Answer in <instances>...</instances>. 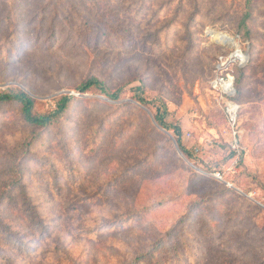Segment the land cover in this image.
<instances>
[{
	"label": "rangeland",
	"instance_id": "rangeland-1",
	"mask_svg": "<svg viewBox=\"0 0 264 264\" xmlns=\"http://www.w3.org/2000/svg\"><path fill=\"white\" fill-rule=\"evenodd\" d=\"M9 91L70 101L0 102V264H264V0H0Z\"/></svg>",
	"mask_w": 264,
	"mask_h": 264
},
{
	"label": "trees",
	"instance_id": "trees-1",
	"mask_svg": "<svg viewBox=\"0 0 264 264\" xmlns=\"http://www.w3.org/2000/svg\"><path fill=\"white\" fill-rule=\"evenodd\" d=\"M90 88H95V89L100 90L110 100H116L121 90L120 89L115 92H109L97 80L91 79V80H88L82 83L80 87L78 88V91L80 93H85ZM134 99L143 105H147V103H145V101H143L140 97L138 98L137 96H134ZM69 101H70V97L68 95L61 96L59 97V99L55 101V108L53 110L43 115H35L33 113V105H34L33 100L29 98L26 94L22 92L15 93L11 91L0 93V102L2 103L15 102L19 104L21 107V114H22L24 122L38 129L45 128L51 125L52 123H54L55 121L61 119L64 111L67 108V104L69 103ZM165 114H166V111L164 109L162 110L160 109V107H157L155 110V115L153 116V120L159 128L163 130H169L167 124L164 121ZM176 132L178 133L179 130L176 129ZM177 143L179 145V139H177ZM182 152L185 155H187L185 151L182 150ZM137 262H138V259H136L131 264H136Z\"/></svg>",
	"mask_w": 264,
	"mask_h": 264
},
{
	"label": "built area",
	"instance_id": "built-area-1",
	"mask_svg": "<svg viewBox=\"0 0 264 264\" xmlns=\"http://www.w3.org/2000/svg\"><path fill=\"white\" fill-rule=\"evenodd\" d=\"M237 63V65L243 66L244 61L239 57L235 56V53L229 57H218L217 64L215 67V79L211 83V87L221 94V97L230 98L233 93V79L227 71V66L230 63ZM238 110V105H235L231 102L226 103L225 113L230 122H234L235 114Z\"/></svg>",
	"mask_w": 264,
	"mask_h": 264
},
{
	"label": "bare ground",
	"instance_id": "bare-ground-1",
	"mask_svg": "<svg viewBox=\"0 0 264 264\" xmlns=\"http://www.w3.org/2000/svg\"><path fill=\"white\" fill-rule=\"evenodd\" d=\"M212 36L217 39L218 42H223V43H227L232 47H236V49L238 48V46L236 45V43L234 42V39H231L230 37L226 36L225 34L222 33H216V32H212ZM229 47V46H228ZM235 56L239 57L241 60H245V56L241 53V51L236 50L235 52Z\"/></svg>",
	"mask_w": 264,
	"mask_h": 264
},
{
	"label": "water",
	"instance_id": "water-1",
	"mask_svg": "<svg viewBox=\"0 0 264 264\" xmlns=\"http://www.w3.org/2000/svg\"><path fill=\"white\" fill-rule=\"evenodd\" d=\"M158 127V126H157ZM159 128V127H158ZM162 132H164V133H166V134H168L165 130H163V129H161V128H159Z\"/></svg>",
	"mask_w": 264,
	"mask_h": 264
}]
</instances>
